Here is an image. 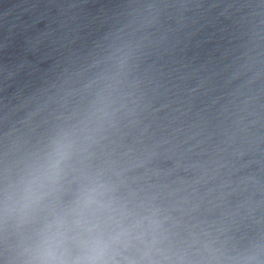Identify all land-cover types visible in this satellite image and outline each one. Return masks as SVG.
I'll list each match as a JSON object with an SVG mask.
<instances>
[{
    "label": "clouds",
    "instance_id": "9594fccd",
    "mask_svg": "<svg viewBox=\"0 0 264 264\" xmlns=\"http://www.w3.org/2000/svg\"><path fill=\"white\" fill-rule=\"evenodd\" d=\"M66 154V146L57 143L50 161V169L53 171L58 169L61 159ZM57 247L55 240L45 237L37 247L34 259L29 264H108L104 259L108 245L102 236H95L85 241L82 255L75 259H67L58 255Z\"/></svg>",
    "mask_w": 264,
    "mask_h": 264
}]
</instances>
